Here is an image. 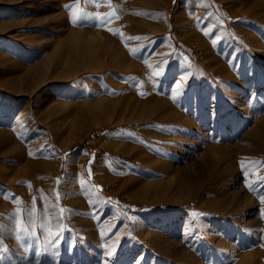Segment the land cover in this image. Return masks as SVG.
Wrapping results in <instances>:
<instances>
[{"label":"rangeland","instance_id":"rangeland-1","mask_svg":"<svg viewBox=\"0 0 264 264\" xmlns=\"http://www.w3.org/2000/svg\"><path fill=\"white\" fill-rule=\"evenodd\" d=\"M24 73L49 79L0 94V264H264V0H0V82Z\"/></svg>","mask_w":264,"mask_h":264},{"label":"bare ground","instance_id":"bare-ground-1","mask_svg":"<svg viewBox=\"0 0 264 264\" xmlns=\"http://www.w3.org/2000/svg\"><path fill=\"white\" fill-rule=\"evenodd\" d=\"M196 15V14H195ZM195 17V16H194ZM73 33H74V31H73ZM72 36H74V35H72ZM71 36V37H72ZM80 36L81 35H78V38L75 40L74 39V41H72V42H70V45H72L71 46V55L72 56H82L83 54L84 55H86V52H88V49H89V47H87V46H79V47H77L76 45L77 44H79V42H80V39L82 38L83 39V37L81 36V38H80ZM92 37V38H91ZM91 37H88V39H86V41H87V44H97L98 45V47L95 49L96 50V54H98V55H100L101 53H103V52H106L107 53V51H108V55H109V57L108 58H115V60H117L118 62H116L115 63V65H114V69H115V71H117V72H130V73H133V72H136V66L134 65V64H131L130 66L129 65H126L125 63H124V61H120V57H121V54H123V52L120 50V49H116V48H110V46H109V44H108V42L106 41V40H101V38H100V36H98V35H92ZM109 38V37H108ZM65 40V39H64ZM64 40H61V41H63L64 42ZM69 40V39H68ZM65 43V42H64ZM59 44H61V43H59ZM68 44V43H67ZM32 46V45H31ZM63 46V45H62ZM81 48H85L86 50H84V49H81ZM61 49V48H60ZM55 50V49H54ZM58 49H56V51H57ZM59 52V51H58ZM89 52L90 53H92L93 51H91V50H89ZM57 55V54H56ZM87 55H88V53H87ZM12 58V57H11ZM31 60V59H30ZM85 61V60H84ZM31 62V61H30ZM20 65V64H19ZM24 66V65H23ZM28 66V65H27ZM108 68V66H98L97 64H94V63H86V65H85V67H84V69H85V71H87V72H89V73H103V71H108L109 72V70H111V71H114V70H112V69H107ZM9 69V68H8ZM36 70H40V68L39 67H37V68H35ZM11 70V69H10ZM24 70V69H23ZM22 70V71H23ZM12 71V70H11ZM21 71V70H20ZM217 72V71H216ZM8 73H10L9 71H8ZM11 73H14V70H13V72H11ZM21 73V72H20ZM16 74H18V73H16ZM26 74L27 75H29L28 73H24V74H22V75H20V76H15L11 81H12V84L10 83H8V84H3V83H1L0 82V94H2V91H3V93H5L6 95H16V97H18V98H23L24 96H27L28 94H33L35 91H36V89L37 88H39V86H38V82H43L46 78H47V76L45 77V75H43L42 77L40 76L39 77V79H38V82H37V79H35V80H33L32 81V86H31V88H24V86H25V83H27L26 82ZM12 75V74H11ZM52 77H53V80H56V78H57V75L55 74V75H52ZM47 79H49V77L47 78ZM53 82V81H52ZM55 82V81H54ZM59 82V81H58ZM139 91V90H138ZM136 92V90H134V92H133V97H131L129 100H128V106L130 107V108H137V99H136V96L134 95V93ZM136 94V93H135ZM4 95V94H3ZM9 96H7L6 98H9ZM33 96V95H32ZM15 97V98H16ZM14 98V99H15ZM11 98H9V100H10ZM12 100V99H11ZM4 101V100H3ZM13 101V100H12ZM161 102V100L160 99H158V100H156L155 98H150V99H147L146 101H145V106H149L150 105V107L151 108H148L149 109V112H148V114H133L130 118H128V121H130V120H135V121H139L142 117L144 118V117H146V118H152V119H154V117H153V115H154V113H155V108H156V105H158L159 103ZM9 103V102H8ZM1 104V103H0ZM13 104H15V103H13ZM166 104V103H165ZM10 105V104H9ZM155 107V108H154ZM10 112V111H9ZM22 113V112H21ZM20 114V113H19ZM162 119L160 118V120H169V119H174V117L173 118H171L170 116H168L167 114H163L162 116ZM178 116H175V118H177ZM28 121V120H27ZM125 123V121L124 120H119V121H116V122H114L112 125L114 126V127H116V126H119V125H121V124H124ZM27 124H30V123H28L27 122ZM3 127V126H2ZM15 128V127H14ZM22 131H24V128H21L20 130H19V134H18V136L19 135H21L20 133L22 132ZM3 132H4V134L5 133H8L9 132V130H6V129H0V134H3ZM13 140V138L12 137H9V136H7V135H5V137H4V143L5 142H10V141H12ZM14 141V140H13ZM112 145H114V144H112ZM2 146V145H1ZM114 146H117V145H114ZM122 146V145H121ZM37 147V146H36ZM125 147H121V149L120 150H118V151H120V153H122V154H126V153H128L125 149H124ZM127 148V147H126ZM23 150H24V148H23ZM126 151V152H125ZM41 153H43V151H41ZM54 155V154H53ZM127 157V156H126ZM38 161V160H37ZM40 162L42 163V165H43V168H44V171H48L53 165V163L54 162H52V161H50L49 159H47V158H42L41 160H40ZM56 162V161H55ZM30 163V162H29ZM41 163H40V165H41ZM40 168V167H39ZM32 170V169H31ZM34 170V169H33ZM31 173V172H30ZM32 173H34V172H32ZM32 175V174H31ZM28 177V176H27ZM40 186V185H39ZM38 186V187H39ZM235 194H236V192H235ZM241 194V193H240ZM234 197V196H233ZM240 197V196H239ZM237 199V198H236ZM242 200H243V198H241ZM245 199V198H244ZM246 199H247V197H246ZM245 199V200H246ZM238 200H239V198H238ZM242 200H240V204L242 203L241 201ZM245 200H244V208L246 207L245 206ZM249 201V200H248ZM249 203V202H248ZM239 205V204H238ZM241 206H242V204H241ZM17 241L18 240H16L15 242L17 243ZM13 248H14V246H13ZM15 254H18V252H17V250L14 248V251H13Z\"/></svg>","mask_w":264,"mask_h":264},{"label":"snow or ice","instance_id":"snow-or-ice-1","mask_svg":"<svg viewBox=\"0 0 264 264\" xmlns=\"http://www.w3.org/2000/svg\"><path fill=\"white\" fill-rule=\"evenodd\" d=\"M93 2H97V0H93ZM103 2H107V0H103ZM65 7L70 9L71 6L66 5ZM70 22L76 23V21H70ZM98 23H100V24H106L107 23V20H99ZM4 195L6 196L7 193H4ZM41 227H44V225L41 224ZM108 254L111 255V252H109Z\"/></svg>","mask_w":264,"mask_h":264}]
</instances>
